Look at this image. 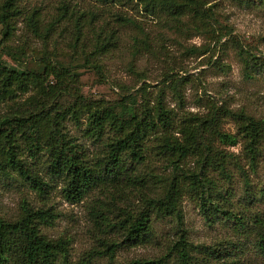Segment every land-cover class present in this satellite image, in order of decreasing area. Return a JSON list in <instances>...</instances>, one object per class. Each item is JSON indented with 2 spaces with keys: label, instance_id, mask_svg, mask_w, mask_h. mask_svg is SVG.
Returning <instances> with one entry per match:
<instances>
[{
  "label": "trees",
  "instance_id": "trees-1",
  "mask_svg": "<svg viewBox=\"0 0 264 264\" xmlns=\"http://www.w3.org/2000/svg\"><path fill=\"white\" fill-rule=\"evenodd\" d=\"M104 5L126 6L134 4L147 16L161 22L163 27L174 31L190 29L196 33L214 31L218 24L214 5L209 0H95ZM24 0H3L0 3V46L9 47L15 31V19L24 12ZM261 3L264 0H260ZM62 14L66 8L61 7ZM37 10L28 13V28L38 32ZM116 21L138 29L133 37H148V33L130 16L113 13ZM50 27L43 36H47ZM75 40L80 38L81 29L75 24ZM102 27L96 34L95 48L103 53L113 43L114 32L101 39ZM219 43L222 34L216 37ZM148 43L136 39L133 48L139 50ZM192 52L199 49L192 47ZM93 53V52H92ZM245 78H250L256 68L263 65L260 59L240 46ZM89 62V57L86 58ZM37 69H22L9 65L0 57V102L7 101L10 107L0 117V178L14 174L43 197L49 183L27 162L41 152L47 155L46 173L62 182L63 198L78 202L93 189L100 187L113 195L123 193L126 185L152 176L160 183L153 194L141 193L143 208L132 215L125 209L118 223L111 225L121 230L122 242L126 245L142 244L148 241L153 230L151 215L162 218L175 217L180 221V203L189 194L196 201L206 221L214 222L219 212L225 220H235L237 226L245 228L246 217L221 205L226 197L221 186L210 175L216 172L223 180H231L232 166L248 185V174L233 153L221 145L233 146L242 142L243 156L251 171L264 146V119H256L243 109L231 110L210 106L205 114L185 112L176 119L175 111L165 102V88L169 87L180 106L182 95L179 86L184 78H176L160 86L152 102L146 100L137 104L135 97L124 95L116 101L94 99L84 96L78 89V65H62L47 53L37 59ZM93 67L101 73V65ZM167 81V80H165ZM143 89V88H142ZM28 93L24 99L21 95ZM231 119L236 126L234 134L226 132L221 122ZM71 123L81 136L100 145L99 155L88 157L85 150L70 135L67 129ZM160 157L169 173H139L147 154ZM194 167H187V161ZM124 183V186H121ZM115 188L109 190L108 188ZM224 193V194H223ZM57 214L50 207H32L26 201L20 204L18 215L7 219L0 214V264H92L102 251L91 249L75 262L69 258L68 239L50 238L41 231L43 225L52 224ZM251 230L256 236V246L264 252V216L251 217ZM184 229L179 238L168 245L167 252L158 258H135L126 264H168L176 254L177 264L199 263L191 253L192 245L186 239ZM108 261L114 264L117 241L102 239ZM104 254V253H103ZM230 264H236L231 261Z\"/></svg>",
  "mask_w": 264,
  "mask_h": 264
},
{
  "label": "rangeland",
  "instance_id": "rangeland-1",
  "mask_svg": "<svg viewBox=\"0 0 264 264\" xmlns=\"http://www.w3.org/2000/svg\"><path fill=\"white\" fill-rule=\"evenodd\" d=\"M3 0H0V3ZM217 23L211 33H196L193 30L174 31L163 27L161 22L145 15L134 4L104 5L95 0H24V12L15 19V31L7 48L0 46V57L9 65L22 69H37V59L47 53L62 65H78V89L84 96L112 102L124 95L135 97L137 104L153 100L160 86L172 79L184 78L179 86L183 104L179 105L169 87L165 88V102L176 113V119L185 112L205 114L209 107H223L231 110L243 109L256 119H264V2L260 0H209ZM66 8L62 14L61 7ZM37 10L38 32H32L26 22V15ZM130 16L148 33L140 36L138 29L116 21L113 13ZM75 24L81 29L80 38L75 40ZM50 27L47 36H43ZM102 27L101 39L114 32L113 43L105 52L95 48L96 34ZM1 29V26H0ZM222 34L219 43L216 37ZM1 38V36H0ZM143 38L148 44L135 51L136 39ZM240 46L255 54L263 65L256 68L250 78H245ZM196 47L198 52L190 49ZM93 52V53H92ZM89 57V62H85ZM101 65V73L93 67ZM167 80V81H165ZM143 88V89H142ZM28 93L21 95L24 99ZM7 101L0 102V117L10 107ZM224 131L234 134L235 123L225 118L221 122ZM70 135L88 157L99 155L100 145L81 136L71 123L67 125ZM238 158L248 174L249 184L232 167L231 180H223L216 172L212 178L226 197L221 205L244 215L245 228L236 221L223 218L219 212L215 221H206L196 201L186 194L181 199V219L151 215L152 237L142 244L126 245L122 242L121 230L111 225L123 217L121 209L132 215L143 208L141 193L153 194L160 183L152 176L126 185L123 193L113 195L100 187L93 189L78 202L63 198L62 182L46 173L47 155L41 152L27 162L49 183L47 193L40 197L28 184L13 175L0 178V214L14 219L22 201L32 207H50L57 214L50 225H43L41 231L48 237L68 239L69 258L77 261L91 249H100L102 254L92 264H106L105 247L102 239L117 241L114 264H126L135 258H158L167 252L168 245L179 238L184 229L186 239L192 245V255L199 263L207 264H264V252L256 246V236L251 230V217L264 216V146L255 171H251L243 156L242 142L221 145ZM187 167L194 163L187 161ZM137 171L154 174L169 173L160 157L149 152L143 165ZM124 186V183L121 185ZM109 190L115 188L109 187ZM110 190V191H111ZM104 253V254H103ZM172 254L168 264H177Z\"/></svg>",
  "mask_w": 264,
  "mask_h": 264
}]
</instances>
